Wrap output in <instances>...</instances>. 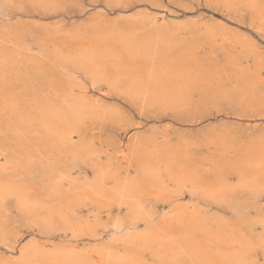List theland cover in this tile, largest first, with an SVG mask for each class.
<instances>
[{"label": "bare ground", "instance_id": "6f19581e", "mask_svg": "<svg viewBox=\"0 0 264 264\" xmlns=\"http://www.w3.org/2000/svg\"><path fill=\"white\" fill-rule=\"evenodd\" d=\"M47 1L30 4L47 10ZM238 3L252 13L249 27L264 30V0H225L237 14ZM46 23L0 27V240L14 250L6 230L12 198L24 214L44 220L49 234L59 221L70 240L29 241L30 236L17 256L0 253V264H264V133L241 146L236 137L212 135L220 160H207L209 171L167 140L154 137V150H148L136 138L120 151L129 161L122 173L84 131L87 121L122 124L119 109L90 94L79 77L85 75L101 92L107 86L140 112L188 110L238 92L243 101L261 104L264 53L254 38L244 32L229 36L230 27L216 20L158 21L141 12L68 28ZM227 40L240 46L231 75L204 50L208 41ZM228 148L234 149L233 161L226 158ZM55 150L65 161L59 167L46 161L42 183L35 184V157ZM130 157L137 161L135 173ZM80 161L92 166V175L74 173ZM84 200L98 208L91 216L80 212ZM155 201H167L168 210L158 214ZM213 204L230 215L211 212Z\"/></svg>", "mask_w": 264, "mask_h": 264}, {"label": "rangeland", "instance_id": "374dc122", "mask_svg": "<svg viewBox=\"0 0 264 264\" xmlns=\"http://www.w3.org/2000/svg\"><path fill=\"white\" fill-rule=\"evenodd\" d=\"M30 1L32 2V0H0V12L6 9V5L8 8L7 10H5V13L4 11L1 12L5 15L7 14V17L3 14H0V27L2 24L5 25H2V27H7L10 23L21 26L39 27L43 25V23L47 22L46 24H48L52 29H56L57 26L68 28L73 23H76L77 25L88 23L93 18L126 19L127 14L129 15L136 12H141L156 16L158 21L174 22L194 20L199 24L210 20L220 21L221 23L230 27L229 30H226L229 33V36L234 35L235 32H244L254 38L257 46L260 48L261 53H264V30H258L257 28L249 27L253 18L252 13L248 8L239 3L236 7L241 8V12L237 14V12H235L234 10H227L225 6V0H125V2L122 3L116 2L114 0H48L47 2L49 6L47 10L42 6H33L32 4H30ZM4 3L5 6H3ZM15 3L16 5L19 4V7L18 5L16 7ZM21 4L22 7H20ZM54 4L56 6H54ZM16 12H19V16ZM8 13L11 16L14 14L13 17H11ZM21 13L25 15L23 16ZM121 13L126 15H121ZM30 14H32L33 16H31ZM26 16L37 18L35 20L30 19V17ZM227 16L230 18H228ZM38 18H40L42 21ZM15 20L16 22H18L16 23ZM30 22L33 24H31ZM221 28L224 29L222 26ZM254 32L255 34H253ZM24 33L25 37H28L27 41L31 43L33 40L31 39L32 36L30 37V33ZM26 34H28L29 36ZM239 47V44H234L233 42H229L228 40L221 42L218 41L216 43L208 41L204 45V50L213 52L211 55L212 62L217 61L219 64H221V68H224L227 74L231 75L234 72L233 70H235L236 54H238L237 52L239 50ZM79 77L85 80L90 94H93L94 96H100L110 105L111 108L115 109L116 107V110L119 109V115L123 120L122 124L119 121H114L111 119H104L100 122L87 121L84 125V131L86 132V134H88V136L91 137L92 141L96 143V146L99 149L106 151V153H103L102 155L104 160L106 159L107 154L113 156L115 161L113 163L119 164L121 166L122 173L126 172L125 167L127 166V164H129V161L121 157L120 151H122V149L124 148L126 150L129 149V147L131 146V142L136 138H139L142 141H146L148 150H150L151 148L154 150L153 144L151 143V140H153L154 137H156L161 142L167 140L170 145L176 146L181 151V153H185L187 157L191 159L190 163L198 165L201 168L208 169L209 171L211 170V167L206 164L207 160H209L210 158L216 159L218 162L220 160L218 158L217 148L215 147L211 139L212 135L223 134V136H232L233 138L236 137V141L239 143V146H241L247 138L251 136H258L264 133V100L261 104H251L249 102L243 101L242 98L245 95L240 94L239 92L229 94L228 97L222 98L218 101H212L208 99L206 104H203L199 107H191L188 110L178 112H164L160 110L158 111L157 109H152L140 112L137 106L129 102L127 99L123 98V96H120L116 92L109 90L107 86L101 85L102 90L105 88V91L101 92L98 88L100 86L94 85L89 79L85 77V75L79 74ZM262 77H264V70L262 71ZM234 82L235 80L232 81V84ZM110 95H113L114 97ZM162 116L163 118H161ZM156 119L159 120L157 121ZM163 119L167 120L164 121ZM0 137H3V135H1ZM122 145H124L125 147ZM56 151L57 150L52 151L53 153L50 154H41V156L38 155L37 157H35L34 160L36 161V164L34 168L36 170L32 175H30L31 181H33L35 184L42 183L40 172L44 168V165L46 167V161L48 163H54L57 167L62 166L63 162L65 161V158H63L65 155H63V153H61L60 151ZM234 156V149L228 148V151L226 152V158H229V160L231 159L230 161H233ZM130 160L132 167L130 168V170L131 172L135 173L137 161L134 157H130ZM80 163H77L78 166L74 170V173L76 175L83 177L84 174H93L94 170L88 162L84 163L80 161ZM78 168L79 170H77ZM12 199H9V205L7 204L8 221L6 230L8 235L7 239L11 244L10 246L15 248L13 251H11V248H9V250L8 247L6 248V246H4L0 240V253L4 254L5 256H9L10 253L17 256L20 246L23 244V242H27L30 236L31 237L29 238V241L32 238L40 240L41 242H45L47 241V238H50L56 243H58V241L64 242L70 240V234L68 233V235L63 230H60L62 224L58 220V222L56 223V228H59V231L53 230V234H49L47 230L48 227L45 226L44 220H33L32 214H30L28 211V214H24V210L17 209V207L15 206V199ZM166 202L167 201L154 202V206L158 214H161L162 212L168 210L169 203L167 202V204ZM201 203L206 206L204 202ZM13 209L17 211H14ZM97 209V206L95 204H92L89 200L82 201V204L80 205V212L83 214V216H87L86 213L88 212V215L91 216L90 212L97 211ZM209 209L211 210V212L219 211L224 212L225 214H227V216L230 215V213L226 209H224V206L220 207L213 204ZM9 222L11 224H9ZM38 223H40L41 225H39ZM110 232L111 230H107V235H109ZM15 234L18 235V237L15 236ZM16 239H19V242L14 244ZM1 264H3V262Z\"/></svg>", "mask_w": 264, "mask_h": 264}]
</instances>
